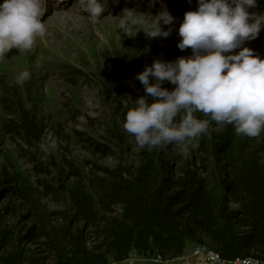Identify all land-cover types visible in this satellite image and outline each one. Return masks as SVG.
<instances>
[{
  "label": "rangeland",
  "instance_id": "374dc122",
  "mask_svg": "<svg viewBox=\"0 0 264 264\" xmlns=\"http://www.w3.org/2000/svg\"><path fill=\"white\" fill-rule=\"evenodd\" d=\"M104 2L107 10L102 19L92 22L77 0H47L42 17L46 27L55 13L84 18L85 26L72 27L68 20L66 36L51 26L52 31L35 38L31 50L17 53L9 48L0 56V251L20 253L31 264H55L57 254L51 245L65 253L68 234L89 249L102 243L104 222L120 217L122 207L107 213L99 206L101 221L90 223L78 215L75 192L83 187L99 203L104 190L135 185L145 158L167 169L169 177H182L187 170L199 172L214 195L227 198L232 211L239 206L226 196L225 187L238 179L235 173L243 167L240 159L252 161L264 172V132L250 138L234 131L224 154L216 149L217 144L223 146V138L217 140L213 132L186 154L178 148L138 147L134 136L123 128L126 111L134 106L131 99L149 95L135 76L156 59L171 62L192 55L191 49L181 51L177 44L182 39L179 27L184 13L195 10L196 4L193 0ZM126 8L135 11L130 16L138 12L158 16L166 8L176 17L172 34L151 39L134 28L126 36L119 29ZM250 11L264 14V0H258ZM61 19L64 23L62 15ZM162 27L167 30L169 26ZM244 46L264 59V28ZM22 70L30 78L17 84L15 77ZM163 87L172 90L175 86L166 82ZM195 115L207 118L201 112ZM49 130L59 137L60 149L44 160L40 144ZM43 231L49 238L39 239ZM201 238L210 247L209 238L203 234ZM194 249L193 257L211 264L206 256H194ZM174 260L163 259L157 252L141 255L136 251L122 263L109 257L110 264H171Z\"/></svg>",
  "mask_w": 264,
  "mask_h": 264
},
{
  "label": "clouds",
  "instance_id": "9594fccd",
  "mask_svg": "<svg viewBox=\"0 0 264 264\" xmlns=\"http://www.w3.org/2000/svg\"><path fill=\"white\" fill-rule=\"evenodd\" d=\"M257 3L197 0L195 10L184 13L177 47L191 49L192 55L171 62L156 59L135 76L152 98L151 102L149 95L131 99L134 106L126 111L123 128L134 136L139 148L175 145L186 154L198 148L205 135L211 138L212 132H221L229 125L238 135L250 138L264 132V59L244 46L246 41L257 39L264 28V14L250 11ZM76 4L92 22L102 19L107 10L104 0H77ZM46 5L47 0L0 3V56L9 48L17 53L33 48L35 38L46 33V23L42 22ZM132 12L126 8L119 18V29L126 36L135 28L151 39L168 38L174 30L176 17L166 8L158 16L141 12L130 16ZM162 25L169 27L164 30ZM236 49H240L238 54ZM29 78L30 73L22 70L15 80L21 84ZM166 82L175 87H163ZM197 112L207 118H197ZM59 149V137L49 130L40 144L42 158L47 160ZM243 264L261 261L248 257Z\"/></svg>",
  "mask_w": 264,
  "mask_h": 264
},
{
  "label": "trees",
  "instance_id": "16d2710c",
  "mask_svg": "<svg viewBox=\"0 0 264 264\" xmlns=\"http://www.w3.org/2000/svg\"><path fill=\"white\" fill-rule=\"evenodd\" d=\"M234 131L229 125L213 132L217 140L223 138V146L216 145L219 153L230 148L227 139ZM168 148L175 151L177 147ZM240 160L243 167L235 173L238 179L225 187L226 196L239 206L237 211L227 207L226 197L212 193L199 172L187 170L182 177H169L167 169H159L149 158L139 168L135 185L104 190L99 203L81 187L73 197L78 215L85 221H101L99 206L107 213L121 206L122 213L104 222L106 238L93 249L70 234L65 253L51 245L57 254L55 264H110L109 257L122 263L132 251L141 255L157 252L163 259L174 260L184 255L189 242L202 245L201 234L224 260L253 257L264 263V172L252 161ZM243 227L248 232H242ZM38 236L49 238L45 231ZM1 252L0 264H31L20 253Z\"/></svg>",
  "mask_w": 264,
  "mask_h": 264
},
{
  "label": "built area",
  "instance_id": "2783aa9c",
  "mask_svg": "<svg viewBox=\"0 0 264 264\" xmlns=\"http://www.w3.org/2000/svg\"><path fill=\"white\" fill-rule=\"evenodd\" d=\"M249 228L243 227L241 228L242 232H248ZM194 256H206L207 261L211 264H243L244 258H237L235 260H224L221 258L220 254L215 251L213 248L202 245H197L194 247ZM253 258V257H252ZM257 260L256 258H253Z\"/></svg>",
  "mask_w": 264,
  "mask_h": 264
},
{
  "label": "bare ground",
  "instance_id": "6f19581e",
  "mask_svg": "<svg viewBox=\"0 0 264 264\" xmlns=\"http://www.w3.org/2000/svg\"><path fill=\"white\" fill-rule=\"evenodd\" d=\"M66 5H69L68 3H65ZM56 15H58L56 18H55V16ZM61 15L65 18V19H63L64 20V23H63V21H62V19H61ZM59 14V13H55V14H53V21H52V23H51V25H48L47 27H46V31H49L48 29H50V31H52L53 30V28L51 27V26H53L54 27V32L55 33H58V30L59 31H61V32H63L64 34L66 33V28H68L69 29V27L66 25V22L68 21V20H70V21H72V27H74L76 24H77V26H79L80 27V25H82V24H84V26H85V23H86V20L84 19V18H79V19H77V20H75V19H73V18H71V19H69V17H70V14ZM71 27V26H70ZM86 28V27H85ZM87 29V28H86ZM52 33V32H51ZM69 33V32H68ZM52 34H54V33H52ZM65 36H66V34H65ZM70 38V37H69ZM68 38V39H69ZM72 38V37H71Z\"/></svg>",
  "mask_w": 264,
  "mask_h": 264
},
{
  "label": "crops",
  "instance_id": "0c3cea01",
  "mask_svg": "<svg viewBox=\"0 0 264 264\" xmlns=\"http://www.w3.org/2000/svg\"><path fill=\"white\" fill-rule=\"evenodd\" d=\"M193 248H194L193 244L192 247H187L185 249L184 255L181 258L172 261L171 264H209L201 257H193L192 256Z\"/></svg>",
  "mask_w": 264,
  "mask_h": 264
}]
</instances>
